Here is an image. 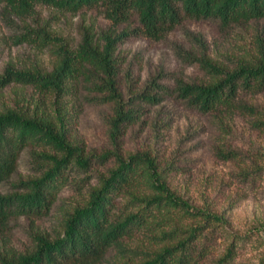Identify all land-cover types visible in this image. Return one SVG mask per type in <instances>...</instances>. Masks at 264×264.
<instances>
[{"label": "trees", "instance_id": "16d2710c", "mask_svg": "<svg viewBox=\"0 0 264 264\" xmlns=\"http://www.w3.org/2000/svg\"><path fill=\"white\" fill-rule=\"evenodd\" d=\"M6 4L16 16L31 12L36 4L63 13L102 7L112 25L129 27L137 21L138 28L132 32L152 40L164 38L183 18L216 19L223 27L264 19V0H6ZM37 35L43 43L56 41L51 70L7 66L0 74V89L10 84L30 86L44 95L48 104L23 107L17 100L0 111V184L13 178L26 149L44 170L38 176L18 179L13 190L0 194V230L11 219L45 215L56 193L67 184L70 171L86 172L94 162L110 158L115 163L106 175H100L83 201L66 212L54 237L32 234L33 246L24 252L3 246L0 264H200L212 253L210 239L217 231H227L223 213L195 206L172 191L164 171L149 153L123 156L117 152L121 127L133 121L136 113L125 109L127 104L115 85V47L130 34L126 30L105 33L94 40L85 31L75 50L44 30ZM200 52L201 57H195L181 50L211 81L198 85L179 82L178 96L203 113L241 111L255 116L256 126L264 132V114L238 98L241 92L264 93V39L256 36L231 69L213 62L204 49ZM81 75L89 78L92 89L105 92L104 99L113 105L109 136L115 150L100 156L87 154L67 132L62 100ZM146 93L130 94L129 99L157 101ZM234 154L218 152L226 160ZM234 243L232 239L214 264L233 260Z\"/></svg>", "mask_w": 264, "mask_h": 264}, {"label": "rangeland", "instance_id": "374dc122", "mask_svg": "<svg viewBox=\"0 0 264 264\" xmlns=\"http://www.w3.org/2000/svg\"><path fill=\"white\" fill-rule=\"evenodd\" d=\"M102 9L63 13L36 4L31 12L16 16L8 11L6 0H0V74L7 66L51 70L56 60V41L37 40L40 30L61 39L71 50L80 45L85 31L99 40L105 33L114 35L126 30L130 35L115 47V85L127 104L125 109L136 113L133 121L121 127L117 152L123 156L149 153L164 171L172 191L195 206L223 213L228 220L227 231H217L210 239L212 253L200 264H214L232 239L235 255L228 264H264V132L256 126L257 117L241 111L200 112L180 98L177 90L179 82L198 85L211 81L197 62L183 57L181 50L201 57L204 49L213 62L231 69L256 36L264 39V19L223 27L216 19L183 18L164 38L152 40L132 32L138 28L137 21L129 27L112 25ZM89 82V78L79 76L64 96L62 107L71 139L80 143L87 154L100 156L115 150L109 136L113 105L104 99L105 92L92 89ZM144 91L157 101L129 99L130 94ZM238 98L256 105L264 114V93L241 92ZM17 100L23 107L48 104L44 95L30 86L10 84L0 89V111ZM231 151L236 154L228 160L218 155ZM30 152L26 149L21 154L13 178L0 184V194L13 190L18 179L42 173L44 169ZM114 163L110 158L94 162L86 172L70 171L67 184L56 193L45 215L14 218L0 230V249L6 246L24 252L33 246L32 234L54 237L66 212L83 201L100 175H106Z\"/></svg>", "mask_w": 264, "mask_h": 264}]
</instances>
